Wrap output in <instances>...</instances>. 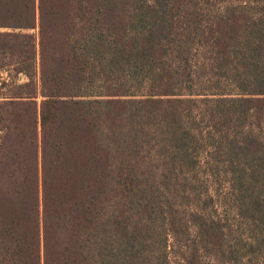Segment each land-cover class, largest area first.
I'll use <instances>...</instances> for the list:
<instances>
[{
  "label": "trees",
  "instance_id": "16d2710c",
  "mask_svg": "<svg viewBox=\"0 0 264 264\" xmlns=\"http://www.w3.org/2000/svg\"><path fill=\"white\" fill-rule=\"evenodd\" d=\"M10 68L0 264H264V0H0Z\"/></svg>",
  "mask_w": 264,
  "mask_h": 264
},
{
  "label": "rangeland",
  "instance_id": "374dc122",
  "mask_svg": "<svg viewBox=\"0 0 264 264\" xmlns=\"http://www.w3.org/2000/svg\"><path fill=\"white\" fill-rule=\"evenodd\" d=\"M11 79H15L18 82H24L27 80V77L24 74L16 75L15 72L13 71V68H10L8 70H1V73H0V100H1L2 96H4L6 91H7V87L4 86L3 82L4 81L9 82ZM2 134H3L2 131H0V141H1ZM176 250L177 249L172 248V246L169 247V250L167 249V251H169V253H168L169 264H180L177 262L178 255H177Z\"/></svg>",
  "mask_w": 264,
  "mask_h": 264
}]
</instances>
